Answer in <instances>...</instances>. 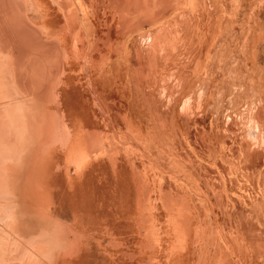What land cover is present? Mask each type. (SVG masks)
Here are the masks:
<instances>
[{
	"label": "rangeland",
	"instance_id": "obj_1",
	"mask_svg": "<svg viewBox=\"0 0 264 264\" xmlns=\"http://www.w3.org/2000/svg\"><path fill=\"white\" fill-rule=\"evenodd\" d=\"M101 1L0 0V264H264V0Z\"/></svg>",
	"mask_w": 264,
	"mask_h": 264
},
{
	"label": "crops",
	"instance_id": "obj_2",
	"mask_svg": "<svg viewBox=\"0 0 264 264\" xmlns=\"http://www.w3.org/2000/svg\"><path fill=\"white\" fill-rule=\"evenodd\" d=\"M61 11L62 10H58L59 15H61V13L63 12V11L62 12ZM65 26L66 25H64L63 27H65ZM42 27H43V30H42ZM40 28H41L40 32L42 31L43 32L42 34L47 35V33H45L46 32V26H41ZM13 37L15 38V36H13ZM21 40H23L22 41L23 43H26L25 39H21ZM14 42L15 43H11L8 45L9 48L13 47V50L8 52L9 54L11 53V55L9 56V58H7V61L5 62L6 58H5V60L0 61V83H1V85H0V101L5 100L10 95H14V94L18 93V90L20 89V86H18L19 85V78L21 77L20 71L23 69L29 70L28 66H26V68H22L20 61L18 60L20 58V56L18 55L19 50H20L19 49L20 46L16 42V40ZM41 52L46 53L47 48H45V47L43 48L41 46ZM15 53H17V54H15ZM44 55L45 56H43V58H41L39 60V63H41L40 68L43 72H48L49 70H51V66H50L51 62L48 60V58H46L47 57L46 54H44ZM6 66H8V69ZM42 66H43V68H42ZM11 70L13 71V73L10 75H6V72H9ZM22 78H23L22 79L23 80L22 85H24V86L27 85V87H30L31 83L29 82L30 80H29L28 76L23 75ZM45 78H46L45 76L42 78L40 76V79H43V80L40 83L41 86H39V89H40L39 93L40 94H56V92H49L48 91L49 87H47V85L44 84L45 80H46ZM46 82H47V80H46ZM2 105H3L2 108H4V110L8 107V106L6 107V105H4V104H2ZM13 105H15V104L9 103V106H13ZM40 109H42V108L40 107ZM31 171L32 172H28V174L32 176L31 178H29V181H30L29 187L31 188V190H33L32 191L33 194H31L30 198L26 197V196H24V194H22L21 198H20L21 200L18 203L20 206L29 205V206L33 207V206H36V204L38 203V198L36 197L37 194H34V193L38 190V187L40 185V179H39L40 173L36 169H32ZM26 180H27V178L24 179L22 177L21 182H20L21 183L20 186L23 187L24 184L26 185V183H25Z\"/></svg>",
	"mask_w": 264,
	"mask_h": 264
},
{
	"label": "bare ground",
	"instance_id": "obj_3",
	"mask_svg": "<svg viewBox=\"0 0 264 264\" xmlns=\"http://www.w3.org/2000/svg\"><path fill=\"white\" fill-rule=\"evenodd\" d=\"M100 1H101V0H100ZM117 1H118V0H117ZM130 1H131V0H130ZM134 1H135V0H134ZM143 1H145V0H142V3H143ZM157 1H158V0H157ZM157 1H156V2H157ZM88 2H89V1H88ZM101 2H102V1H101ZM112 2H113V1H112ZM112 2H110V3L112 4ZM123 2H126V1L123 0ZM146 2H147V1H146ZM97 3H98V2H97ZM129 3H130V2H129ZM129 3H128V5H129ZM139 3H140V5H142V4H141V1H140ZM139 3H138L137 5H139ZM154 3H155V1H154ZM89 4H90V3H89ZM122 4H123V3H122ZM149 4H150V2H149ZM123 5H124V4H123ZM144 5H145V4H144ZM83 6H84V5H83ZM133 6H134V5H133ZM100 7H101V5H100ZM140 7H141V6H140ZM149 7H150V6H149ZM109 8H110V7H109ZM144 8H145V7H144ZM98 9H99V8H98ZM125 9H126V8H125ZM122 10H123V9H122ZM128 10H129V8H128ZM138 10H139V8H138ZM124 11L126 12V10H124ZM129 12H130V11H129ZM133 12H134V11H133ZM146 12H147V11H146ZM148 12H149V11H148ZM135 13H136V12H135ZM115 14H116V13H115ZM162 15H163V14H162ZM123 17H124V16H123ZM126 22H127V21H126ZM128 22H129V21H128ZM120 23H121V22H120ZM138 23H139V22H138ZM121 24H123V23H121ZM136 24H137V23H136ZM125 25H126V24H125ZM121 27H122V26H121ZM124 27H125V26H124ZM129 31H130V30H129ZM106 44H107V43H106ZM167 53H168V52H167ZM59 55H60V54H59ZM162 55H163V54H162ZM40 57H41V56H40ZM60 57H61V56H60ZM160 57H161V56H160ZM36 58H37V57H36ZM48 60H49V59H48ZM40 64H41V63H40ZM42 68H43V66H42ZM35 69H36V68H35ZM45 70H46V69H45ZM34 71H35V70H34ZM41 72H42V71H41ZM39 77H40V76H39ZM187 77H188V76H187ZM22 79H23V78H22ZM169 79H170V78H169ZM179 79H180V78H179ZM183 79H184V78H183ZM186 79H187V78H186ZM26 80H27V79H26ZM171 80H172V79H170L169 81L167 80V81H168L169 83H171V82H172ZM184 80H185V79H184ZM184 80H183V81H184ZM53 81H54V80H53ZM170 81H171V82H170ZM173 81H174V80H173ZM22 82H23V80H22ZM26 82H27V81H26ZM26 82H25V83H26ZM163 82H164V81H163ZM168 82H166V83H168ZM54 83H55V82H54ZM27 84H28V83H27ZM173 84H174V83H173ZM170 86H171V85H170ZM182 86H183V85H182ZM176 87H177V85H176ZM170 88H171V87H170ZM177 89H178V88H177ZM183 89H184V88H183ZM173 90H175V89H173ZM166 91H167V90H166ZM172 92H173V91H172ZM172 92H171V93H172ZM196 92H197V94H196L197 97H198V95H199V96H200V97H199L200 100H203V99H204V94H206L205 91H204V89H203L202 87H199V88H197ZM167 93L169 94V92H167ZM167 93H166V94H167ZM175 93H176V92H175ZM172 94H173V93H172ZM47 95H48V94H47ZM161 95H164V94H161ZM174 95H175V94H174ZM194 95H195V94H194ZM171 96H173V95H171ZM56 97H57V96H56ZM167 97H168V96H167ZM192 97H194V96H192ZM192 97H190L189 100H188V102H187V103L189 104V105L187 104V105L189 106V110H193V104H192V99H193V98H192ZM199 98H197L196 100L199 101ZM58 99H59V98H58ZM171 99H172V98H171ZM196 100H195V101H196ZM193 101H194V100H193ZM58 102H59V101H58ZM194 104H195V103H194ZM200 104H201V103H200ZM164 106H165V105H164ZM186 111H187V109L185 110V112H186ZM7 116H8V115H7ZM1 119H2V118H1ZM5 123H6V122H5ZM2 127H3V126H2ZM5 127H6V126H5ZM3 128H4V127H3ZM8 128H9V127H8ZM6 130H7V129H6ZM8 130H9V129H8ZM3 133H5V132H3ZM7 134H8V133H7ZM7 134H6V135H7ZM256 142H259L258 139H256ZM9 169H10V168H9ZM14 171H15V169H14ZM13 173H14V172H13ZM141 234H142V233H141ZM142 236H143V235H142ZM70 238H71V237H70Z\"/></svg>",
	"mask_w": 264,
	"mask_h": 264
}]
</instances>
